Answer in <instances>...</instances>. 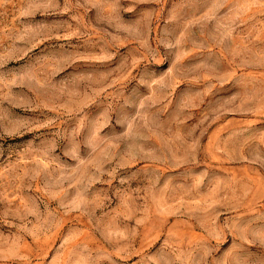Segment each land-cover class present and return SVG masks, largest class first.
Returning a JSON list of instances; mask_svg holds the SVG:
<instances>
[{
  "label": "rangeland",
  "instance_id": "obj_1",
  "mask_svg": "<svg viewBox=\"0 0 264 264\" xmlns=\"http://www.w3.org/2000/svg\"><path fill=\"white\" fill-rule=\"evenodd\" d=\"M0 264H264V0H0Z\"/></svg>",
  "mask_w": 264,
  "mask_h": 264
}]
</instances>
